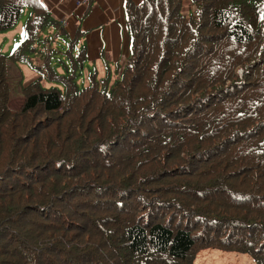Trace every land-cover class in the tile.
<instances>
[{
  "label": "trees",
  "instance_id": "16d2710c",
  "mask_svg": "<svg viewBox=\"0 0 264 264\" xmlns=\"http://www.w3.org/2000/svg\"><path fill=\"white\" fill-rule=\"evenodd\" d=\"M128 57L9 107L0 53V264H264V0H123ZM69 38L40 0H0V32Z\"/></svg>",
  "mask_w": 264,
  "mask_h": 264
},
{
  "label": "rangeland",
  "instance_id": "374dc122",
  "mask_svg": "<svg viewBox=\"0 0 264 264\" xmlns=\"http://www.w3.org/2000/svg\"><path fill=\"white\" fill-rule=\"evenodd\" d=\"M184 1V11L187 13L189 0ZM31 14V10L25 8L14 28L0 32V53L7 57V80L10 89L9 107L12 111L17 110L23 100L21 88L35 80H39L40 86L44 89L55 88L63 93V85L58 81L50 80L45 75L44 70L47 69L59 76H68L72 70V59L75 58L83 46L78 41L73 48H70L71 39H65L61 36L54 38V35H56L54 34V30L47 28L42 31L41 39H34L24 47V53L20 57L25 62L14 60L11 54L26 40L24 26L27 20L31 18ZM96 64L94 63V65ZM94 70L101 72V70L93 67L88 61L85 62L83 68L78 71L76 78L79 88H83L89 84L88 75ZM103 76V73L98 74L100 78ZM193 264L256 263L248 254L206 249L196 255Z\"/></svg>",
  "mask_w": 264,
  "mask_h": 264
},
{
  "label": "crops",
  "instance_id": "0c3cea01",
  "mask_svg": "<svg viewBox=\"0 0 264 264\" xmlns=\"http://www.w3.org/2000/svg\"><path fill=\"white\" fill-rule=\"evenodd\" d=\"M69 38L80 33L87 61L105 73L128 57L123 0H40ZM142 0H134L136 4ZM94 63H97L94 65Z\"/></svg>",
  "mask_w": 264,
  "mask_h": 264
}]
</instances>
